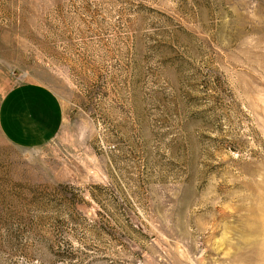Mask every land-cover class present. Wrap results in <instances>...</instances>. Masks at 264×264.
Wrapping results in <instances>:
<instances>
[{"label":"rangeland","instance_id":"rangeland-1","mask_svg":"<svg viewBox=\"0 0 264 264\" xmlns=\"http://www.w3.org/2000/svg\"><path fill=\"white\" fill-rule=\"evenodd\" d=\"M26 81L63 123L0 130V264L264 262V0H0Z\"/></svg>","mask_w":264,"mask_h":264},{"label":"crops","instance_id":"crops-1","mask_svg":"<svg viewBox=\"0 0 264 264\" xmlns=\"http://www.w3.org/2000/svg\"><path fill=\"white\" fill-rule=\"evenodd\" d=\"M62 123V104L46 85L22 82L9 89L1 100L0 130L9 142L19 147L34 148L50 143Z\"/></svg>","mask_w":264,"mask_h":264}]
</instances>
